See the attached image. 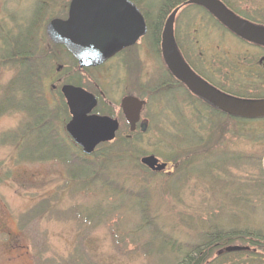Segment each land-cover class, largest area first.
<instances>
[{"label":"rangeland","instance_id":"374dc122","mask_svg":"<svg viewBox=\"0 0 264 264\" xmlns=\"http://www.w3.org/2000/svg\"><path fill=\"white\" fill-rule=\"evenodd\" d=\"M69 1L0 0V264H176L190 246L218 232L264 236V120L217 116L211 129L190 119L175 92L176 103L166 111L155 90L164 69L149 29L125 61L81 72L45 32L49 20L66 17ZM138 1L153 26L162 0ZM224 1L242 17L264 20V0ZM202 10L182 5L175 16L182 55L208 75L210 63H217L214 79L228 78L224 66H230L232 80H242L264 52ZM27 42L30 58L23 60L18 45ZM243 64L248 70L241 73ZM24 73L30 84L23 83ZM261 81L234 83L233 91L262 92ZM66 83L96 95L101 90L99 114L118 120L115 139L90 155L65 131L69 114L60 87ZM125 94L146 100L143 133H130L119 111ZM39 100L42 110L33 104ZM44 122L59 137L62 158H84L89 170L72 176L73 166L50 146L54 139ZM27 148L36 152L29 155ZM152 154L168 166L156 172L144 167L140 158ZM226 246H214L212 264H264L256 247L234 255L225 254Z\"/></svg>","mask_w":264,"mask_h":264},{"label":"water","instance_id":"95a60500","mask_svg":"<svg viewBox=\"0 0 264 264\" xmlns=\"http://www.w3.org/2000/svg\"><path fill=\"white\" fill-rule=\"evenodd\" d=\"M205 8L222 25L236 36L264 45V27L253 25L236 17L219 0H187ZM179 8L166 18L160 37V50L164 64L188 88L218 110L242 118H263L264 100L244 101L210 93L186 79L188 67L180 55L173 36V24ZM146 24L141 12L130 0H70L66 18H52L45 32L54 44H60L74 57L79 67H95L114 56L122 49L136 43L146 33ZM70 119L65 130L73 142L86 155L91 154L101 142L112 141L118 122L105 115L92 113L95 97L79 86L62 85ZM144 102L134 96L121 99L123 116L133 130L140 118ZM145 123L141 129L144 130ZM140 163L152 171H161L165 162L154 155L141 157ZM264 171V156L262 160ZM226 252L242 250L240 246H227Z\"/></svg>","mask_w":264,"mask_h":264},{"label":"flooded vegetation","instance_id":"af4514ba","mask_svg":"<svg viewBox=\"0 0 264 264\" xmlns=\"http://www.w3.org/2000/svg\"><path fill=\"white\" fill-rule=\"evenodd\" d=\"M225 7L226 9H228L231 13H233L236 17H238L239 19H242L248 23H251L253 25H257V26H263L264 27V20H262L260 17H258L257 19H253L250 16L247 15L245 16H240L237 12H234L231 10V7L229 4H227L224 0H219ZM202 8V7H201ZM203 12L206 13L207 15L211 16L209 14V12L207 10H205L204 8H202ZM212 17V16H211ZM246 17V18H245ZM220 26H222L223 28H225L226 30H228L224 25H222L215 17H212ZM251 18V19H249ZM148 25H147V32H148ZM229 31V30H228ZM147 32L144 36L147 35ZM231 34H233L231 31H229ZM174 34V33H173ZM161 35V33H160ZM235 37H237V39L241 40L244 44H246L247 46L254 48V49H258V50H262L264 52V45L261 44H257V43H253L251 41H247L245 39H242L238 36H236L235 34H233ZM144 36H142L139 40H141L142 38H144ZM138 40V41H139ZM138 41L136 43H138ZM154 42V41H153ZM154 46H153V50L155 49V54L157 55L158 59L160 60L161 64L163 65V69H164V73L161 75V78L159 79V81L156 84V92H161L162 94V98H163V104L162 107L167 111H171L172 108L174 106V103H176V101H174L173 99L176 98L177 96H179L182 99L183 102V107L187 106L186 108H189L190 113H191V118L193 120H196V122L199 123H205L208 125V127L211 126L212 122L214 123V118H216L218 115L219 117L222 119L224 118L226 121H232V120H244V121H248V120H264V118H253V119H246V118H242V117H238V116H234L231 114H228L226 112H223L221 110L216 109L215 107H213L211 104H209L208 102H206L203 98L199 97L197 94L193 93L187 86V84L184 81H181L180 79H178L177 77H175L166 67V65L163 62L162 59V55H161V50H160V37L158 39V41L155 43L154 42ZM54 45V44H53ZM153 45V44H152ZM177 45V44H176ZM56 46V45H54ZM62 47V46H61ZM132 46L126 47L124 49H122L121 51H119L118 53H116L114 56H112L111 58L107 59L105 62H103L102 64L96 66V67H78L76 60L66 51L67 56L72 60V62L74 64H76V66L79 68V70L84 71V70H88V69H92V68H100L102 66H104L106 63H108L111 60L117 61V63H120V61H125L126 56H129L130 52H131V48ZM63 48V47H62ZM178 51L180 52V55L182 56L184 62L186 63L187 67H188V74L186 76V79L188 81L193 82L194 84H196L198 87L204 89L207 92L210 93H215L224 97H230V98H234V99H239V100H244V101H255V100H264V91L259 92L256 91L257 93H255L254 91L251 92L249 91V93L243 94V93H239L238 91H233L234 88V83H238V84H243L244 86H250L252 84H255L257 81L262 80L264 81V54L261 55L258 59H257V63L255 66V70H253V72H247L246 70L247 67H245V65L243 64V68L241 69V73L243 71H246V75H243L244 78L242 80H232V78L230 77L231 74L233 73V69L230 68V66H224V75L225 77L228 76V78L226 79H222L221 80H217L214 79L215 77V72L219 71V69L217 68V63H210V65L214 66V67H208V69L211 71V75H208L207 73H204V71L202 70L201 67H197V65L193 64L191 61H188L181 53L179 47ZM65 50V49H64ZM129 52V53H128ZM125 55V56H124ZM201 55V54H200ZM222 69V68H221ZM253 74V75H252ZM249 75L250 78L254 76V78L249 79ZM257 76V77H256ZM214 77V78H213ZM219 78V77H218ZM229 79V80H228ZM225 80V81H223ZM218 81H223L225 84H223L222 82H218ZM261 81V86L263 87L264 82L262 83ZM252 82V83H251ZM66 84H72V83H66ZM237 84V85H238ZM72 85H76V86H80L78 84H72ZM236 85V86H237ZM255 86V85H252ZM51 87L54 89L55 86L51 85ZM152 92H154V90H151ZM155 92V93H156ZM175 92V93H173ZM61 94V92H60ZM152 94V93H150ZM62 95V94H61ZM96 98L97 101V105L100 104V100L99 98H102V91L98 90V95L93 94ZM134 96L137 97L138 99L142 100L144 102L142 110L144 108V106H146V100L144 98L132 95V94H125L121 97V99L125 96ZM121 99L119 101V111L122 114L121 108H120V102ZM142 110L140 113V118L139 120L135 123V127L133 130H130V128L128 130H130V133H143L147 126H148V120L146 118H143L141 116L142 114ZM197 118V119H196ZM179 121V120H178ZM126 122V121H125ZM142 123H145V128L144 130L141 129V125ZM181 123V122H180ZM159 162H163L161 160H159ZM168 166V162H166ZM247 249V248H246ZM246 253H249L250 251H245ZM226 254V253H225ZM225 254L219 255L223 256Z\"/></svg>","mask_w":264,"mask_h":264},{"label":"trees","instance_id":"16d2710c","mask_svg":"<svg viewBox=\"0 0 264 264\" xmlns=\"http://www.w3.org/2000/svg\"><path fill=\"white\" fill-rule=\"evenodd\" d=\"M131 1H133L136 5H138L140 7V4H139L138 0H131ZM186 1L187 0H162L161 3H160V6L158 8L157 16L154 18L155 19L154 20L155 24L153 26L150 25V23L148 21L147 14L145 12H143L144 18H145V20L147 22V25L149 27L150 33H151V35L153 37V41L155 43L159 39L160 28L162 27L161 26V24H162L161 21L163 20V17H164V19H166V15H169L172 12V10H174L176 7H180L182 5H185ZM141 10H142V8H141ZM31 29L33 30V27H31ZM31 29L28 30L29 32H27V35L30 34V30ZM27 35H25L24 38H26ZM30 45H31V43H29V42H27V44H23L22 43V44L18 45L20 47L18 49L19 50L18 54L22 55V56H20V58H22L23 60H24V58L25 59H29L30 58L29 54H26V53H28V51H30ZM21 48L24 49V50H22ZM23 79H24L23 83L24 82H26L25 84L29 83V81L26 80L27 79L26 74L24 75ZM32 83H35V84L37 83V86H38L37 79H33ZM40 102H41V104H43L42 100L41 101L39 100V103H38V101H35V102H33V104L35 105V107L39 108L40 105H38V104H40ZM98 108L99 107H97L96 110L99 111V112H102V110H99ZM42 109H43V107L41 106L39 108V110H42ZM30 110L33 111L32 109H30ZM43 121H47V120H43ZM233 121H237V120H233ZM240 121L241 122H245V123L246 122H248V123L251 122L250 120H248V121L240 120ZM240 121H237V122H240ZM44 123H46L45 125L47 126L48 129H50V131H49L50 133L49 134L54 139L53 142L51 141V143H49L50 146H53V147L56 146L57 155L60 156L59 159L61 158V159H63L62 161H64L67 164H70V165L73 166V169L70 170L72 172V176H75V171L85 172L86 170H89V168H87V167H90V161H88V160H86L84 158H78L77 159V157H68V155H67L66 159L62 158L64 156L63 154L65 153V151L62 150L63 149L62 148L63 145H61L62 143H60L59 137L55 134L54 130H51L52 129L51 123L50 124H49V122H44ZM213 127H215V126H214V124L212 122V124H211V126L209 128L212 129ZM27 150L28 151H26V153H28L29 155L31 153L36 152L34 150H30V148H27ZM30 158H32V157H30ZM30 158H29V160H32ZM26 160H28V159H26ZM235 239H238L241 242L245 241L248 244L240 245V247L244 248L242 250H232V251L227 252L226 254H230V253L233 254L234 253V255H238V253H240V254L241 253H246L245 251H249V250H250V253H252L251 251L253 249H255L254 247H256L259 250H262L263 253H264V236L263 235H261L259 233H255V232L254 233L245 232V233L238 234L237 232L225 231V232H220V233L218 232V233L213 234L211 236H206L205 241L202 244H200V245H195L194 244V245L190 246L188 251L182 256V258L176 264H212V263H214L216 261L214 259V257L210 256L211 255V251L213 250L214 246H217L219 244H221L223 246L224 245L234 246V244H231V245H229V244ZM251 247H253V248H251ZM217 258H220V257H217ZM253 258L254 257H252V260H253Z\"/></svg>","mask_w":264,"mask_h":264}]
</instances>
